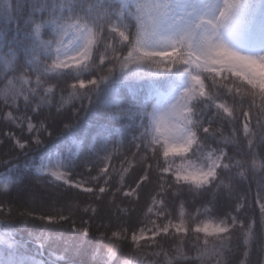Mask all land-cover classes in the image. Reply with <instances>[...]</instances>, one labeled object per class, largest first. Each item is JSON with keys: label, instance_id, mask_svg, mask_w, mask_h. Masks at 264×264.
Instances as JSON below:
<instances>
[{"label": "snow or ice", "instance_id": "snow-or-ice-1", "mask_svg": "<svg viewBox=\"0 0 264 264\" xmlns=\"http://www.w3.org/2000/svg\"><path fill=\"white\" fill-rule=\"evenodd\" d=\"M238 6L239 0H224L219 15L213 19L211 4L201 0H16L15 16L9 5L8 14L0 15V19L6 26L15 25L13 31L25 59L21 63L13 59L15 53L0 55L8 69L0 73V98L11 109L3 118L21 129L26 122L29 133H37L35 144L41 143L40 133L53 134L43 121L33 123V114L41 115L44 102L51 106L48 94L55 95L53 88L45 85L56 80L59 87V82L73 70L77 72L78 85L73 83L71 87L81 101L76 118L91 105L92 93L101 83L133 66L147 65L150 71L145 74L152 77L179 66L189 76V84L179 99L176 96L162 110L141 105L136 113L143 131L133 137L132 155L139 156L146 167L133 181L135 187L126 189L122 184L117 192H123L125 198L138 196L153 182V172L158 173L151 204L142 219H133L131 212L116 205L128 219L117 216L115 231L111 220L96 226V207H91L92 215L87 220L83 216L74 218L70 208L67 215L61 209L41 215V220L47 219L53 226L67 223L73 232H83V236L93 235L96 226L99 238L111 245L110 256L121 255L125 247L130 250L119 264H162L153 259L161 255L171 257L165 264H213L214 260L215 264H228L227 254L240 239L245 257L250 256L255 245L261 253L259 264H264V56L238 55L216 39V30L232 20ZM42 30L49 31L51 38L44 39ZM3 44L0 39V47ZM84 71L88 77L81 78ZM94 73L100 74L98 78H89ZM205 73L211 74V86L206 83L209 77ZM227 73L241 83L236 84ZM137 76L139 72L134 69L125 78ZM217 76L225 81L219 89ZM245 85L247 95L240 92ZM21 106L24 112L15 115ZM0 135L14 140L15 147L22 151L33 143L31 138H17L10 132L0 131ZM101 139L106 141L107 137ZM76 154L71 152L72 156ZM152 160L156 161L155 167ZM176 160L181 162L176 164ZM87 168L89 172L99 169V175L92 177L96 181L110 176V168L115 171L111 154ZM50 175L63 179L70 188L82 189L95 201L102 200L101 194L107 191L98 183L89 187L85 181H72L57 171ZM185 185L194 186L197 195L211 193L212 206L197 207L192 214L185 211L186 204L181 201L179 215L167 211L169 191L178 197ZM111 203L115 205L114 197ZM5 208L6 204L0 208V216ZM89 210L86 207L83 212L87 214ZM220 215L223 219H205ZM201 233L205 235L201 237ZM165 239L171 241L169 248L161 244Z\"/></svg>", "mask_w": 264, "mask_h": 264}, {"label": "trees", "instance_id": "trees-1", "mask_svg": "<svg viewBox=\"0 0 264 264\" xmlns=\"http://www.w3.org/2000/svg\"><path fill=\"white\" fill-rule=\"evenodd\" d=\"M241 3L239 16H241L242 26L248 28L254 13L258 9L264 12V0H241ZM9 5L13 9L11 15H16V0H0V9L3 10L0 15L8 14ZM14 26V24L6 26L3 19H0V39L4 41L3 46L0 47V55L15 53L13 59L22 63L25 57L22 47L17 43ZM42 36L47 40L51 38V33L42 30ZM255 37L259 42L258 33L254 34ZM134 69L139 72V76L126 79L128 73L133 72ZM6 70L8 69L3 61H0V73ZM146 70L150 71L147 65H140L133 66L125 72L115 73L107 82L101 83L96 92L92 93L91 105L84 111H80L78 118L75 114L81 109V101L76 96L77 90L71 87L73 83L78 85V81L75 80L77 72L73 70L70 76L59 82V87H56V80L46 84L45 87L53 88L55 95L52 97V94H48L51 106L48 102H44L41 115L33 114V123L38 124L43 121L45 127H50L49 130L53 131V134L49 136L48 132L40 133L41 143L39 144L34 143L37 133L30 134L26 122L21 129L4 120V115L11 109L5 107L0 98V131L10 132L17 138L21 136L25 139L31 138L33 141L32 145L22 151L15 147L14 140L0 135V201L7 205L3 216H0V228L6 230L12 237V239L4 237V240L0 238V264H18L28 258L41 259L40 249L35 244L41 245L47 263L54 261L59 264H119L124 258V253L130 251L125 247L121 255L110 256L111 245L99 238L96 226L107 224L111 220L112 230L115 231L119 224L117 216L128 219L124 213L119 212L116 205L119 209H127L131 212L133 219L136 217L142 219L143 214L147 212L151 204V195L154 194L152 189L158 183L157 172H153V182L147 185L138 196L125 198L123 192H117L122 184L126 189L129 186L135 187L133 181L138 179L142 169L146 167L139 156L132 155L135 152V149L131 147L133 137L143 131L140 117L136 113L141 105H147L149 109L166 108L176 96L179 99L180 93L189 84L188 73L183 67L178 66L156 77L146 75ZM80 75L81 78L88 77V72H81ZM99 75L94 73L89 78H98ZM204 75L209 77L206 83L211 86V74ZM226 75L236 84L241 83L240 80L232 77L231 73ZM31 79L34 86L36 77L33 75ZM201 79L203 80L204 76H201ZM216 80L218 82L216 88L219 89L225 81H222L219 76ZM207 91L206 87V94ZM240 92L247 95L248 86L245 85ZM198 93L199 88H196L195 94L198 95ZM40 95H45L43 89ZM221 102V100L216 101V103ZM83 103L87 104L88 101L85 100ZM181 103H187V101H181ZM228 106L231 107L230 101ZM201 107L203 108V105ZM58 108L59 111H57ZM23 112L24 109L21 106L20 111L15 115L20 116ZM109 112L113 115H107ZM116 112L122 115L116 116ZM65 125L69 126L65 127ZM102 136H106L107 140H102ZM72 151L77 153L76 156L71 155ZM106 154H111V163L115 171L110 168V176L102 177L99 181L93 180L92 177L99 175V169L89 172L87 167H94L98 158ZM41 156H49V167L64 173L66 177H71L72 181H85L86 186L89 187L97 183L104 186L107 191L101 194L103 199L95 201L84 195L82 191L55 182L48 176L37 175L33 166ZM52 160L55 162L59 160V166L56 167ZM180 162V160L175 161L176 164ZM151 163L155 167L156 161L152 160ZM160 163H163V157L160 158ZM244 187L247 188V185ZM197 191L195 187L188 185L184 186L178 197L173 196L169 191L166 199L167 211L179 215L181 201L185 202L187 213L195 214L197 207L203 208L205 205L211 207L209 201L212 200V194L202 192L197 195ZM76 193L81 194L76 195ZM113 197L115 205L111 203ZM4 204H0V208H4ZM86 207L90 209L87 214L83 212ZM91 207H96L99 211L96 226L93 227V235L89 236H83V232H73L67 223L53 226L49 225L47 219H40L41 215L61 209L67 215L70 208L75 213L74 218L83 216L87 220L88 215H92ZM29 208L32 211L29 212ZM26 212L27 216L22 215ZM205 219L218 220L223 219V216L205 217ZM101 231H103L102 227ZM108 238L110 241L111 232L108 233ZM128 243H130V233ZM170 243L168 239L161 241L164 248H169ZM244 252L243 239H240L233 244L232 251L227 254L228 264H241V262L247 264V261L251 264H259L261 253L255 245L249 257H245ZM153 259H159L162 264H165L171 257L161 255Z\"/></svg>", "mask_w": 264, "mask_h": 264}, {"label": "rangeland", "instance_id": "rangeland-1", "mask_svg": "<svg viewBox=\"0 0 264 264\" xmlns=\"http://www.w3.org/2000/svg\"><path fill=\"white\" fill-rule=\"evenodd\" d=\"M201 3L203 4H211L212 6V18L214 19L215 16L219 15V11L220 9L224 6V0H201ZM262 16L259 17V19H261ZM259 19H255V24L258 25V23H260ZM232 24L231 26H223V27H219L216 30V39L220 42L223 43L225 47L229 48L231 51L237 53L238 55L241 56H248V57H259V56H264V54L258 53V52H253L250 51L248 49H244V48H251V46H247L248 43L247 42H243V43H238V41H236V39L239 37V35L236 33L235 29L238 26V23L236 20H231L230 21ZM227 30V32H229L228 36L224 37V32ZM246 31H243L241 34H245ZM236 46H240L241 48L236 50L234 49ZM35 171L41 175H49L51 176L54 180L55 177H53L52 175H50L51 172H53L49 167H48V162L47 159L44 157H41L38 162L37 165L35 166ZM56 181H60L64 183V180H56ZM79 189V188H78ZM82 190V189H80ZM212 226L209 227V232H212ZM204 234V233H203ZM205 235V234H204ZM18 264H23V261L18 262ZM28 264H45L44 261L40 260L38 262H33V261H29Z\"/></svg>", "mask_w": 264, "mask_h": 264}]
</instances>
